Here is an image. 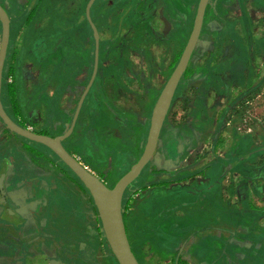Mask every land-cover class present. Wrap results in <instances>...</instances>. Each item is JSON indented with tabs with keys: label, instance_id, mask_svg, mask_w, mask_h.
Instances as JSON below:
<instances>
[{
	"label": "crops",
	"instance_id": "1",
	"mask_svg": "<svg viewBox=\"0 0 264 264\" xmlns=\"http://www.w3.org/2000/svg\"><path fill=\"white\" fill-rule=\"evenodd\" d=\"M21 1L3 0L5 8L11 14L10 44L3 70L2 103L7 113L25 129L59 136L69 125L93 67L91 29L86 23H81L76 30L72 29L81 18L74 13L69 14L78 8L74 7L75 4L88 0H48L60 6V28H57L56 22L50 33L51 20L47 17H35L31 20L22 15L19 6ZM138 1L136 5L139 9L141 5ZM223 1L211 0L209 3L204 30L173 105L172 110L176 113V118L184 117L183 122L189 124V129H193L191 124L203 123V116L222 114L223 106H220V101L224 95L219 96L213 89L216 81L223 80L218 72L223 63L220 56L230 36L233 38V29L228 27L227 16L221 12ZM185 2L194 4V0H168L167 9L169 8L170 15H176L177 5L183 13L182 16L188 18L190 6L182 9ZM23 3H27V0ZM129 3H132V0H103L94 8V21L101 31V40L104 43L116 32L119 20ZM172 3L175 5L170 6ZM260 9L263 10L261 6ZM163 11L165 12L164 5ZM172 21L173 23L168 18L163 21L162 29L156 31L161 39L156 38L152 42L155 45H147V42L142 46L143 49L139 48L133 53L129 61L130 68L125 70V74L119 75L110 67L105 46L101 49L103 70L87 98L75 136L68 141V148L75 156L84 155L85 167L102 181L111 180L109 172L116 164L120 167L118 170L124 174L129 164L136 161L145 149L153 109L172 74L173 65L180 60L189 39L190 32L186 31L183 21ZM148 23L139 25L136 33H144L149 27ZM234 29L236 33L239 27ZM1 35L0 24V44ZM74 43L78 44V48ZM163 47L170 48L171 56L165 60L162 69ZM142 61L150 72H146L141 78L133 74V69L136 71ZM109 79L120 80L126 85L124 89L116 90L114 95L105 97L103 88L109 83ZM175 124L180 126L179 123ZM3 128L0 119L1 132ZM7 138V141L11 140L10 136ZM1 140L4 141L3 137ZM41 154L47 155L45 151ZM163 163L162 156L154 157V165L163 167ZM162 191L165 193V189ZM158 192L160 191L152 190L150 201L158 209L163 207L162 211L165 210V213L161 216L159 210L153 218L157 216L158 219L161 216L167 229L177 224L178 235L183 231L184 238L178 240L181 242L178 248L183 245L182 253L185 254L187 264H251L249 259H259L258 251L264 244V235L261 236L264 220L259 217V213H249L254 219H247L253 227L252 236L247 235L249 224L231 229L229 233L215 230V236L207 232L187 235L192 225H200V228L210 227L208 222L202 221L204 208L202 203L198 202V199L202 201V198L193 196L194 200H191L187 196L185 201L179 202L184 196L173 194L171 188L170 197L159 200L156 196ZM173 195H176V198ZM175 201H178V204H174ZM242 222L245 220L242 219ZM225 224L234 225L228 218ZM168 235L165 234L169 241L175 239L172 233ZM250 242L255 245L250 246ZM148 253L141 248V263L143 259H147Z\"/></svg>",
	"mask_w": 264,
	"mask_h": 264
},
{
	"label": "flooded vegetation",
	"instance_id": "2",
	"mask_svg": "<svg viewBox=\"0 0 264 264\" xmlns=\"http://www.w3.org/2000/svg\"><path fill=\"white\" fill-rule=\"evenodd\" d=\"M23 1L24 0L19 2L22 15H25L27 18H31V20L35 17L49 18L52 24L50 26L49 33L56 25V22H58L57 28H60V23L58 21L60 14L59 4L48 0H27V3H23ZM101 1L103 0H97L90 10V15L94 24L95 21L93 11ZM167 1L168 0H142L140 2L139 0L138 4L141 6L138 9L136 5L137 0L135 2L132 0V3H129V9L127 8L120 18L116 32L111 35L109 39H106L105 43L101 40V31L95 24L99 33V63L97 74L91 89L85 96L73 133L69 138L62 142L65 149L84 167L85 165L83 163H85L86 158L84 155L75 156L68 148V141L75 136V131L84 110L87 98L98 81L100 73H102L103 66L101 65V49L105 46V49L107 50V57L109 58L108 63L111 65L110 67L120 75L125 74V70L130 68V58L134 52L136 53L137 49H143L142 46H145L147 42L149 43L147 45H155V43L152 42H154L156 38L161 37L156 33V31H158V29H162L164 24L163 21L165 22V19H170L172 23V20L174 19L183 21L186 26V31L190 32L188 37L190 38L196 17L193 16V12L195 7L198 8L200 0H194V4H190L188 2L183 3L182 9H187L190 6L188 18H184L182 16L183 13L177 5L175 6L176 15H170L169 8L167 9ZM89 2L90 0H88V2H84L85 8L83 10H81L82 6L74 10V6V12L70 11L69 13H74V15L77 16L80 15L81 18L80 22L75 24L72 29L76 30L81 23H86L91 29L94 46L93 67L90 79L77 102L69 125L61 135H64L71 127L78 105L81 98L85 94L94 73L96 44L93 30L86 16ZM0 4L9 16L11 13L5 8L3 0H0ZM163 5L165 12L163 11ZM171 5H175V3L170 4V6ZM147 22H149V27L145 29L144 33H136L137 27H139V25H143L142 23L147 24ZM203 30L204 26L202 32ZM74 45L78 48L77 43H74ZM139 45L141 47H139ZM177 64L175 66L172 64V73ZM139 65L136 71L133 69V74L141 76L142 78V76H144L146 72H150V70L143 61ZM164 66L165 48L163 47L161 62L162 69ZM188 68L175 93L172 106L164 122L159 143L152 159L141 172L139 177L126 190L123 197V217L128 238L132 250L140 264L144 263L143 261L142 263L140 262V253H138L133 246L127 217L129 213L133 215L132 211H137L142 204L151 202L150 200L152 196L150 193L152 190H159L161 192H158L156 195L159 200L162 198L165 200V198L170 197L169 194L171 188L173 189V194H179V197L184 196L183 200L179 199V202L185 201V197L187 196H198L200 199L202 198V201L198 199V202L202 203L203 208L206 201H209L210 204L213 202L212 195L215 198L222 195L220 194L222 191H225V188L218 187L217 185L203 188L201 184L207 183V180L210 178L212 180L213 172L209 173V171H211L212 167L216 168L217 163L211 162L208 164L209 160L211 161V159L213 160L216 158L215 156L209 154H213L215 150L217 144L215 141L217 137H221L222 133L226 132L230 127L229 123L223 121V116H225L227 111L226 106L222 107V114L218 116L206 115L203 116V123L194 122L196 125L191 124L193 129L187 128L189 124H185V122H183L184 117L177 119L176 113L172 110L173 105L175 104V99L178 96L181 83L187 76ZM109 80V83L103 88V92L106 95L105 97L109 94L114 95L116 90H122L126 85L120 80ZM8 116L17 125L24 128L22 124H18V122H16L9 114ZM1 122L4 127L3 132L0 133L1 137L7 140V137L10 136L11 139L21 142L22 146L19 150V155L12 154L10 151L0 152V264H119L113 253L110 257L108 256V258L106 255V263H103V261L100 260V248L102 245L108 246L109 248L110 246L103 232L102 221L90 191L54 152L41 144L34 143L13 133L9 130L3 120H1ZM175 123H179L180 126ZM205 130L215 132V136L211 139V141L206 140L207 135ZM31 131L37 134L47 135L37 130ZM177 131L179 132L178 134ZM169 145H171L172 148H170ZM43 151H45L47 155L43 156V154H41ZM158 155L162 156L164 163L162 170L156 171L155 167H157V165L153 164V159ZM141 156L139 158L137 157L136 161L129 164V168L124 174H122V171L118 170L120 167L117 164L115 167L113 166L111 172H109L112 177L111 180L103 182L108 187L113 188L118 180L123 177L135 163H137ZM238 166L239 164L235 166L234 169L238 168ZM234 169L232 168L229 172H232ZM221 178L222 177H220V179ZM230 178L231 181H229V183L231 182L232 185L235 186L239 185V183L244 179V177L239 178L237 176ZM191 184H193V186H190ZM175 185H177L178 188L174 187ZM198 185H200V187H198ZM164 189L165 193H162V190ZM250 189V187L249 189H246L245 194L240 193L242 201L245 198V195L248 196ZM253 189L258 191L260 190L259 193L261 195L258 196L259 203L264 202V187ZM227 190H231L232 193L234 192V188H229ZM240 191L242 192V189H240ZM181 193H185V195H181ZM232 195L231 204L227 203L229 207L232 206V204H236V200L233 198L235 194L233 193ZM173 196L176 198V195ZM237 201H239V199ZM225 202H227V199ZM259 209H261L260 211L262 212L261 218L264 220V207ZM203 211L202 217L205 216ZM75 223L82 226L86 230H90L95 227V232L98 235L97 237H99V242L96 241L95 238H91L90 234H85L84 232L81 233V231L73 229ZM94 224L95 226H93ZM190 228L192 229L187 235L193 236L197 235L199 232L210 233V229L208 227H204V229L203 227L200 228V225H192ZM181 232L183 233L182 230ZM168 233H172V236L175 239L169 241L165 236V242H172L171 247H168L169 251L165 252V254L169 255L168 257L166 255L165 260L167 261L165 264H187L185 254L182 253L183 245L182 247L177 248L181 243H179L178 240H182V238H184L182 233L178 235V225H172L170 228L166 229L165 234L168 235ZM253 252L258 253L259 251ZM258 254L260 255L259 258L263 256L264 259V254L260 252ZM102 257L105 258V256Z\"/></svg>",
	"mask_w": 264,
	"mask_h": 264
},
{
	"label": "rangeland",
	"instance_id": "3",
	"mask_svg": "<svg viewBox=\"0 0 264 264\" xmlns=\"http://www.w3.org/2000/svg\"><path fill=\"white\" fill-rule=\"evenodd\" d=\"M77 6H82L81 10H83L85 3L75 4V7ZM260 6L263 10L260 9ZM196 12L197 7L194 9L193 16H196ZM221 12L227 16L228 27L233 29V38L230 36L220 56L223 63L218 68V72L223 80L216 81L213 90L219 96L224 95L220 106H226L227 111L223 116V121L229 123L230 127L222 133L221 137H217L215 150L213 154H209L216 157L208 161V164L217 163V167H214L215 169L212 167L209 171V173L213 172V178L201 185L203 188L217 185L225 188V191L215 198L212 195L213 202L211 204L209 201L205 202L203 211L205 216L202 221L208 222L207 225L210 226V233L213 236H215V230L229 233L231 229H238L237 227L246 224H249L247 227L250 229L247 235L252 236L253 227L247 219H254L251 215L258 213L261 218L262 212L259 208L264 207V202L259 203L258 199V196L261 195L260 190L253 189L264 187V0H224ZM236 26L239 27V30L235 33ZM91 39L93 43L92 33ZM169 52H171L170 48H165V60L171 56ZM171 60L170 57L169 61L171 62ZM205 133L207 141H211L215 136V132L210 130H205ZM212 143L214 144L213 141ZM21 146V142L13 139L2 141L0 135V152L10 151L12 154L19 155ZM238 164V168L234 169ZM155 168L156 171L162 170V166ZM232 168L234 170L229 172ZM215 176L219 177L216 179ZM234 176L244 177V179L235 186L231 182L229 183L230 177L234 178ZM220 177L222 178L220 179ZM222 179H225L224 182ZM174 187L178 188L177 185ZM249 187L251 188L249 194L245 195L242 201L240 193L245 194ZM226 188H234L233 198H235L236 204H232L230 207L227 203L231 202L233 193ZM190 199L194 200L193 197ZM226 199L227 202H225ZM238 199L239 201H237ZM151 203L153 202L142 204L137 211H132L133 215L129 213L127 217L129 232L135 250L140 253L143 248L149 252L147 259L142 260L144 264H165L167 261L165 252L169 251L168 247L172 245V242H165L167 226L161 218L165 210L162 211L163 207L158 209ZM174 204H178V201H175ZM159 210L161 216L158 219L156 216L154 219L153 216L157 215L156 212ZM248 214L249 216H247ZM227 218L230 223H234L233 226L225 224ZM242 219L245 222H242ZM217 226L219 228H216ZM73 229L90 234L91 238H95L99 242L95 227L86 230L75 223ZM249 245L254 246L255 243L250 242ZM262 246L259 248V252L264 254V246ZM111 254L110 248L102 245L100 260L103 263L107 262L106 255L108 258ZM249 261L251 264H264L263 256L257 261L252 259Z\"/></svg>",
	"mask_w": 264,
	"mask_h": 264
},
{
	"label": "water",
	"instance_id": "4",
	"mask_svg": "<svg viewBox=\"0 0 264 264\" xmlns=\"http://www.w3.org/2000/svg\"><path fill=\"white\" fill-rule=\"evenodd\" d=\"M97 0H90L87 6V19L93 30L96 44L95 67L92 80L88 85L85 94L78 105L73 123L69 130L61 136L50 137L37 134L31 130L17 125L6 113L1 101L3 70L7 57V51L10 42V18L6 10L0 4V22L2 25V35L0 44V119L7 125L13 133L37 144H41L54 152L80 179L84 186L90 191L97 206L100 219L102 221L103 232L111 248L113 255L119 264H140L135 256L125 226L123 217V197L130 185L139 177L141 172L152 159L161 135V131L172 106V102L177 88L184 77L192 55L200 40L201 32L204 26L206 10L210 0H200L197 14L194 21V27L188 43L182 53L179 63L174 69L168 82L166 83L157 103L153 109L147 144L141 158L131 169L121 177L113 188L108 187L95 174L84 167L75 157H73L64 147L63 141L71 136L77 122L85 96L92 87L95 80L99 63V33L92 21L90 10Z\"/></svg>",
	"mask_w": 264,
	"mask_h": 264
}]
</instances>
